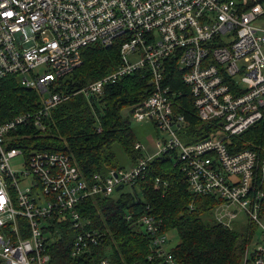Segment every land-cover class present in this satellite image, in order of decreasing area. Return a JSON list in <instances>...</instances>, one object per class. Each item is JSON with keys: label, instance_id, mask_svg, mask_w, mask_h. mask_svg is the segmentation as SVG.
I'll return each mask as SVG.
<instances>
[{"label": "built area", "instance_id": "1", "mask_svg": "<svg viewBox=\"0 0 264 264\" xmlns=\"http://www.w3.org/2000/svg\"><path fill=\"white\" fill-rule=\"evenodd\" d=\"M259 18L264 0H0V79L12 76L42 93L39 106L0 121V264H46V244L61 238L54 228L62 222L71 233V259L109 264L105 253L95 258L102 237L77 204L109 195L116 185L130 187L151 158L172 148L187 188L217 198L216 221L227 224L244 211L260 228L261 241L253 242L242 264H264V148L229 151L225 144L264 116V27L253 24ZM114 41L115 69L78 91L100 93L105 84L143 71L150 90L131 118L150 121L167 137L157 138L151 151L135 141L140 154L133 164L85 177L70 153L24 142L31 135L18 129L43 130L49 108L67 96L48 90L49 84L79 65L82 47ZM172 69L187 86L197 117L214 121L212 133L193 141L179 137L187 121L173 109L181 91L164 81ZM19 154L23 167L16 170L10 160ZM134 222L149 235L148 258L182 264L150 213L142 211Z\"/></svg>", "mask_w": 264, "mask_h": 264}, {"label": "trees", "instance_id": "2", "mask_svg": "<svg viewBox=\"0 0 264 264\" xmlns=\"http://www.w3.org/2000/svg\"><path fill=\"white\" fill-rule=\"evenodd\" d=\"M118 44L114 41L110 46L91 43L82 47L79 65L47 87L50 91L65 92L67 96L49 108L42 120L44 129L32 125L18 129L31 135L24 142L32 140L38 148L70 153L85 177L95 172L103 174L109 168H127L140 154L133 145L142 140L130 125V116L133 106L150 90L143 71L105 84L100 93L78 91L80 86L115 69L119 63ZM164 81L181 91L173 97V109L182 113L187 121L178 131L179 137L193 141L212 133L216 126L214 121L197 117L179 72L167 70ZM41 97L37 88L22 86L12 76L1 78L0 121L36 108ZM225 144L229 151L264 148V116L241 132L227 136ZM176 158L175 149H167L147 162L129 190H121L124 186H120L109 195L95 194L79 201L77 208L82 218L102 237L95 248V258L105 253L109 264H158V256L147 257L148 233L134 222L142 211L155 218L158 231L165 237L166 232L175 231L177 240L168 250L182 264H239L243 252L244 257L250 256L249 239L254 236L261 241L260 228L254 222L238 223L234 221L236 216L227 224L210 216L217 198L212 194L192 193ZM261 188L264 190V182ZM56 225L62 236L49 239L46 244L50 254L46 264L87 262L88 259L69 257L71 233L65 227L66 222Z\"/></svg>", "mask_w": 264, "mask_h": 264}, {"label": "rangeland", "instance_id": "3", "mask_svg": "<svg viewBox=\"0 0 264 264\" xmlns=\"http://www.w3.org/2000/svg\"><path fill=\"white\" fill-rule=\"evenodd\" d=\"M253 24L258 26V27L263 28L264 27V18L256 19L253 22ZM43 95H45V92H43ZM126 112H128V107H126ZM130 125L134 128L135 132L137 133L138 138H140V140H142V142L145 144L146 148L150 151L153 150L154 141L157 138L161 139L163 137H167L166 132L157 129L148 120L135 121L130 116ZM10 165L16 170L22 168L23 167V156L19 154V155H16L15 157H13L10 160ZM129 188L130 187H128V186H124L121 188V190H129ZM210 211H211L210 216H212L213 210L211 209ZM234 221H236L238 223L253 224V222L246 220V214L244 211H239L236 214ZM59 230H60V228L56 225L54 228V231L58 232ZM46 235H47V233H46ZM255 238L256 237L253 236V238L249 239L248 245L250 248H252ZM176 240H177V236H176V233L174 230H171L170 232H166L165 247L166 248L170 247L172 244L175 243ZM243 259H244V252H243V255L240 259L239 264L243 263Z\"/></svg>", "mask_w": 264, "mask_h": 264}, {"label": "water", "instance_id": "4", "mask_svg": "<svg viewBox=\"0 0 264 264\" xmlns=\"http://www.w3.org/2000/svg\"><path fill=\"white\" fill-rule=\"evenodd\" d=\"M119 187H120V185H116V186H115V189H118Z\"/></svg>", "mask_w": 264, "mask_h": 264}, {"label": "clouds", "instance_id": "5", "mask_svg": "<svg viewBox=\"0 0 264 264\" xmlns=\"http://www.w3.org/2000/svg\"><path fill=\"white\" fill-rule=\"evenodd\" d=\"M9 15H11V13H9Z\"/></svg>", "mask_w": 264, "mask_h": 264}, {"label": "snow or ice", "instance_id": "6", "mask_svg": "<svg viewBox=\"0 0 264 264\" xmlns=\"http://www.w3.org/2000/svg\"><path fill=\"white\" fill-rule=\"evenodd\" d=\"M0 199H2V198H0Z\"/></svg>", "mask_w": 264, "mask_h": 264}]
</instances>
